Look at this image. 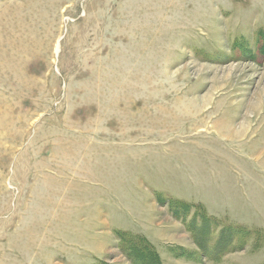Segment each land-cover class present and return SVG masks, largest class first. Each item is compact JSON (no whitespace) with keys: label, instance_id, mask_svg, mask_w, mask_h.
<instances>
[{"label":"rangeland","instance_id":"374dc122","mask_svg":"<svg viewBox=\"0 0 264 264\" xmlns=\"http://www.w3.org/2000/svg\"><path fill=\"white\" fill-rule=\"evenodd\" d=\"M149 250L264 264V0H0V264Z\"/></svg>","mask_w":264,"mask_h":264},{"label":"crops","instance_id":"0c3cea01","mask_svg":"<svg viewBox=\"0 0 264 264\" xmlns=\"http://www.w3.org/2000/svg\"><path fill=\"white\" fill-rule=\"evenodd\" d=\"M185 238V237H184ZM194 244V243H193ZM179 246L180 248H183V249H188L189 251H191V253L195 254V250H198L199 249V246H196L194 244V246L190 245V243H187V244H183V242H175V243H164V241L161 242V247L160 249L162 250V258L164 259L166 256L167 253H170L172 250V246ZM190 246H192L193 248H190ZM163 252H167L164 256H163ZM186 253V252H185ZM184 253V254H185ZM182 255V254H181ZM176 256V255H175ZM182 258L180 259L181 261L185 260L186 261V264H197L198 262L195 260V259H189L188 255H183L181 256ZM183 259V260H182ZM179 259H174V261H178ZM167 261L170 262V258L168 257Z\"/></svg>","mask_w":264,"mask_h":264},{"label":"trees","instance_id":"16d2710c","mask_svg":"<svg viewBox=\"0 0 264 264\" xmlns=\"http://www.w3.org/2000/svg\"><path fill=\"white\" fill-rule=\"evenodd\" d=\"M146 253L148 255V259L140 258L138 261L139 264H162L157 254L152 252V250H149Z\"/></svg>","mask_w":264,"mask_h":264},{"label":"bare ground","instance_id":"6f19581e","mask_svg":"<svg viewBox=\"0 0 264 264\" xmlns=\"http://www.w3.org/2000/svg\"><path fill=\"white\" fill-rule=\"evenodd\" d=\"M15 48V47H14Z\"/></svg>","mask_w":264,"mask_h":264}]
</instances>
